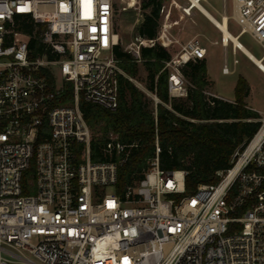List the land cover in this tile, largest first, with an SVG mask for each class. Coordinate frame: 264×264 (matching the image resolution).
Listing matches in <instances>:
<instances>
[{
  "label": "built area",
  "instance_id": "built-area-1",
  "mask_svg": "<svg viewBox=\"0 0 264 264\" xmlns=\"http://www.w3.org/2000/svg\"><path fill=\"white\" fill-rule=\"evenodd\" d=\"M116 1L0 0V264H264V117L217 180L192 193L186 170L160 166L158 140L124 197L115 184L129 144L112 134L117 159L92 158L80 101L118 106ZM234 1L237 36L264 49V0ZM167 31L160 22L155 38L135 35L124 49L141 60L143 46L172 42ZM206 56L192 37L166 61L172 96L187 94L181 66Z\"/></svg>",
  "mask_w": 264,
  "mask_h": 264
},
{
  "label": "trees",
  "instance_id": "trees-1",
  "mask_svg": "<svg viewBox=\"0 0 264 264\" xmlns=\"http://www.w3.org/2000/svg\"><path fill=\"white\" fill-rule=\"evenodd\" d=\"M167 1L141 0L144 16L136 25L140 35H158L161 10ZM124 13L134 18L132 9ZM22 28L29 30L27 26ZM32 44L36 47L33 56L41 55L42 44L35 40ZM114 54L123 70L119 74L118 106L108 109L82 99L80 107L93 131L94 160L117 159L114 150H107L112 134L129 144L119 154L126 159L119 165L115 184V191L122 197L144 176L149 161L156 156V140L160 166L186 170V193H192L200 183L216 181V172L228 168L236 151L242 150L258 131L262 117L247 102L251 87L242 74L238 76L234 98L227 99L209 90L212 81L207 59L189 60L181 66L187 94L175 97L169 91L170 69L165 65L171 53L165 46H143L141 60L121 44L115 45ZM142 67L146 71V90L134 81ZM149 94L159 98L157 105Z\"/></svg>",
  "mask_w": 264,
  "mask_h": 264
},
{
  "label": "rangeland",
  "instance_id": "rangeland-1",
  "mask_svg": "<svg viewBox=\"0 0 264 264\" xmlns=\"http://www.w3.org/2000/svg\"><path fill=\"white\" fill-rule=\"evenodd\" d=\"M129 1L132 2L133 0L116 1V25L121 34L120 44L123 47L134 39L135 35L139 34L136 25L142 21L144 16L141 15L143 12L140 13L137 7V0L132 6H129ZM201 1L218 18H221L224 12L227 13L230 17L229 26L231 31L235 34L239 31L240 26L234 19L236 8L234 0ZM189 3L190 0H168L165 3L161 22L169 23L167 32L172 42L165 47L170 51L171 57L181 51L183 44L188 39L198 37L207 47L205 58L208 62L209 77L212 81L209 90L217 95L233 98L238 76L242 74L248 79L251 87L250 94L247 97L248 104L257 109L261 117H264V73L243 52L237 50V53H235L236 47L232 41L224 44L221 31L198 8L194 7L189 10L187 8ZM125 9H132L135 12L134 18H129V15L124 13ZM241 40L257 57L262 56L263 47L250 33L245 32L241 36ZM235 58L238 59L237 62H235ZM224 64H228L229 69L233 71L229 74L223 73ZM59 78H62L60 69ZM145 79L146 71L142 67L138 78H134V81L140 88L146 90ZM149 95L153 98L151 94ZM107 190L112 191L113 186H107Z\"/></svg>",
  "mask_w": 264,
  "mask_h": 264
},
{
  "label": "bare ground",
  "instance_id": "bare-ground-1",
  "mask_svg": "<svg viewBox=\"0 0 264 264\" xmlns=\"http://www.w3.org/2000/svg\"><path fill=\"white\" fill-rule=\"evenodd\" d=\"M195 5L200 9L202 13L221 31L222 41L224 44H228L230 41L234 43V46L237 50L243 52L249 59H251L257 67L264 73V61L257 57L240 39V36L233 33L229 26V15L223 13L221 18H218L212 11H210L200 0H192ZM136 0H133L129 6L134 5ZM166 26H169V23H166ZM243 35V34H242ZM145 43L148 44V41L145 40Z\"/></svg>",
  "mask_w": 264,
  "mask_h": 264
},
{
  "label": "crops",
  "instance_id": "crops-1",
  "mask_svg": "<svg viewBox=\"0 0 264 264\" xmlns=\"http://www.w3.org/2000/svg\"><path fill=\"white\" fill-rule=\"evenodd\" d=\"M201 1V0H200ZM202 2V1H201ZM194 7H196V8H198L197 7V5H195V3L192 1V0H190V3H189V5L187 6V8L189 9V10H191L192 8H194ZM199 9V8H198ZM200 10V9H199ZM203 15L204 16H206L204 13H203ZM238 33V32H237ZM236 33V34H237ZM236 49V48H235ZM235 53H237V49L235 50ZM228 67H229V65H228ZM233 70H230V72H232ZM223 72V71H222ZM229 72V73H230ZM229 73H225V74H229ZM222 97H224V96H222ZM224 98H227V97H224ZM234 98V97H233ZM233 98H227V99H233Z\"/></svg>",
  "mask_w": 264,
  "mask_h": 264
}]
</instances>
